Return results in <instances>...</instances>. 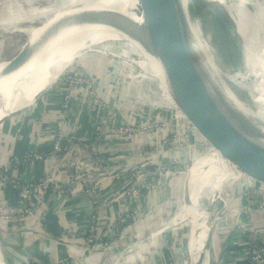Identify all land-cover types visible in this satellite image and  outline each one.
<instances>
[{
	"label": "rangeland",
	"instance_id": "obj_1",
	"mask_svg": "<svg viewBox=\"0 0 264 264\" xmlns=\"http://www.w3.org/2000/svg\"><path fill=\"white\" fill-rule=\"evenodd\" d=\"M47 1L0 0L1 51L6 49V45L11 42L15 46H8L7 50L4 51L6 55H9L19 48L25 40L27 42L29 33L18 30V26L22 23L18 24L16 21L25 19L24 12L27 13L33 7L36 8V4H43ZM244 4L241 5L244 9L239 10L232 5L230 6L227 0H223V5L207 0H189L188 11L191 17L200 25L206 38L213 37L217 40V44L212 39L207 40V42L211 46V54L218 66H222L225 71L230 69L232 72H239L244 68V49L235 45L230 46L232 49L229 47L230 53L234 58L236 57L237 65H235L228 47L225 46L224 49H221L218 44L221 42L225 44L226 41L233 40V35L236 33L235 25H237L239 18L247 23L249 18L255 21L260 17V10H258L257 5L249 2L255 9V13H251L247 11ZM223 6L231 8V10H224ZM46 19L40 18L29 28L41 25ZM255 22H257L255 25L247 23V25L243 24L242 27L249 39L247 36H241L238 44H243L247 50H252L258 45L261 46L259 42L263 41L262 24L257 20ZM251 26H253V31L250 29ZM259 33H261L262 39ZM250 35L254 36L256 44L250 42ZM113 40L115 39H106L94 43L87 51L76 56L72 63L58 75L52 85L37 94L31 103L32 106L30 105L31 107L29 106L18 113L20 122L21 119H24H20L21 115L26 112H34L36 102L43 99L50 90H54L56 86L59 88L65 86L68 89L65 81L62 80L67 76L65 73L73 71V73H77L89 81L90 87L86 91L91 95L92 112H97L95 119H93V121L95 120L93 129L98 126L99 133L106 132V135L108 133V136L99 140L98 148L93 150L87 151L74 145L70 150L71 152L69 151L70 153L65 155L62 168L63 177H68L72 186L78 187L84 184L92 188L96 187L98 196L101 197L99 198L100 202L110 216L102 228L101 237L100 234L97 236L96 232V237L92 235L94 232L91 226L94 225V222L90 216L88 218L87 214L84 228L66 227L64 232L58 233L61 239H55L56 243L50 239L51 233L55 232L49 230L51 228L48 220H40L39 223L37 222L38 231L33 232L32 237L34 239H46L45 241H49L48 243H52V245L54 243L57 251L43 256V253H48L47 248L50 250L48 245H45L44 248L34 250L33 255L25 254L29 261L31 256L34 258L33 263L30 261L31 264H52L49 260L50 257L56 258L57 264H138L134 262L137 259H145L144 264H187L189 262V250L190 255H192V249L195 247L193 244L195 239L193 242L189 241V220H186L185 217L183 221L175 219L179 233V238L176 240L172 239L166 224L168 215L173 210V205L177 208L179 204L190 198L185 197L187 191H190L191 195L194 194L193 181L191 182L187 177L191 176V172L195 170L196 163L191 167L186 163V128L174 114V103L164 92L163 87L160 90L161 93L162 91L165 93L168 102L160 98V93L156 90L153 82L148 81L133 66L129 57L124 56L125 51ZM136 44L139 45L137 42ZM27 48L29 47L26 46ZM77 63L86 71L83 72L75 67L74 65ZM227 77L230 79V76L226 74ZM232 78L226 81V84L231 86L235 95L242 101L249 103L248 94L241 85L238 74L233 75ZM85 85L84 83L83 86ZM13 113L14 115L3 121L5 125L3 124L4 128L2 127L0 130V136L6 133L5 131L9 126L12 127L16 124L13 121L17 114ZM5 116L3 115V117ZM3 117H0V120ZM256 121L264 124L261 120ZM99 137L100 134H98ZM201 138L208 143L202 136ZM131 141L132 143H130ZM112 145H115L113 149ZM208 148L216 157V162L219 165L226 159L214 147L208 146ZM217 163L211 164L212 169L209 172H216L217 166H219ZM158 165L162 169L160 173L158 172L160 170L157 169ZM167 171L176 172V174L170 175ZM164 173L166 176L163 175ZM169 176H173L170 179V190L167 184L169 183V179H167ZM203 176L206 178V175ZM249 176L248 174L244 175V177ZM157 178L161 183L157 185V195H154L153 190L148 189L147 182H155ZM186 185H188L187 188ZM177 186V195L180 194L177 196L178 199L173 195V189ZM111 187L115 188L112 196L109 194L100 195L101 189L107 191ZM214 196L212 202L210 201L207 205L210 213L209 218L205 220V222L210 221L211 227L208 233L211 241V233L214 230L220 228L219 232L223 234L229 227L228 224L234 218V211L239 209V202H241L238 198L231 199L221 195L217 199L218 194ZM201 198L199 199V195H197L194 204L201 201ZM174 199L177 202L174 203ZM163 220L165 221L163 222ZM33 225H36V222ZM193 226L195 231L192 236L194 237L198 226L197 224ZM27 230L25 227H19L13 232ZM2 231L12 232L10 228H5ZM23 239L25 243L30 241V234L27 233ZM88 244L92 248L86 250ZM66 250H68V254L65 253ZM134 251L137 253H134L132 258L131 254ZM176 251L181 252L186 259L183 260L179 254V257L176 256ZM197 253L199 254V248ZM21 255H24L22 251H18V256L23 258ZM41 255L47 258V261L43 260L42 257L40 258ZM206 259L203 261L207 264L209 259ZM20 264L24 263L20 262Z\"/></svg>",
	"mask_w": 264,
	"mask_h": 264
},
{
	"label": "water",
	"instance_id": "obj_2",
	"mask_svg": "<svg viewBox=\"0 0 264 264\" xmlns=\"http://www.w3.org/2000/svg\"><path fill=\"white\" fill-rule=\"evenodd\" d=\"M137 1L136 13L141 16V23H136L120 11L101 7L86 8L67 20L77 24L107 26L119 32L120 37L113 38L115 39L113 41L125 51L124 56H128L133 66L148 81L153 82L160 93V98L168 102L165 93L170 97L175 106L174 114L186 128L188 166L191 167L197 163L199 175H206V178L201 181L205 186L198 193L213 192L231 199L264 203V124L240 113L238 107L232 105L233 100L227 99L222 90L218 91L211 87L210 77L204 76L206 70L201 65L200 56L192 50L194 39L190 20L194 21V19L188 11L189 3L185 5L184 0ZM58 3L60 2L48 0L43 4H36L35 7L56 9ZM45 14L47 13L38 11L35 14H24L27 16L25 19L16 21L18 24L22 23L18 26V30L27 32V28ZM204 42L211 54V46L206 39ZM25 43L26 40L9 55H6L4 51L8 46H15L13 43L10 42L6 45V49L0 50V78L10 74L24 61L23 56L28 51ZM211 56L215 59L212 54ZM168 60L188 63L187 71L189 72L178 70L179 68L168 64ZM74 66L83 72L86 71L79 63ZM162 86L165 93L163 91L161 93ZM230 92L232 96H235L233 89H230ZM6 118L0 120V125ZM217 133L224 135L215 136ZM201 136L208 143L203 141ZM7 137L9 135L5 133L0 136V139ZM208 146L214 147L221 155L234 162L238 169L250 175V178L231 172H207L211 164L217 163ZM217 167L220 169V166ZM190 196H192L190 191H187L185 197ZM103 208L104 205L101 204L102 215L106 211ZM238 208L234 211L236 217L245 213L253 218L264 219V208L246 203L240 204ZM175 213L176 208L173 205L167 223V229L171 232L173 240L179 238L175 226ZM238 220L239 218L230 229V235L234 227L242 226ZM243 228L252 231L245 226ZM1 230L5 229L0 227ZM178 253L183 260L186 259L181 252ZM0 255L3 263L8 264L1 244Z\"/></svg>",
	"mask_w": 264,
	"mask_h": 264
},
{
	"label": "bare ground",
	"instance_id": "obj_3",
	"mask_svg": "<svg viewBox=\"0 0 264 264\" xmlns=\"http://www.w3.org/2000/svg\"><path fill=\"white\" fill-rule=\"evenodd\" d=\"M55 1L60 2L58 3V7L56 9H49L47 7H33V9L27 11V13L24 12L26 15L28 13L35 14L36 11L39 13L44 12L47 14H45L42 18L47 19L46 21L44 20L45 22L43 21L41 25L28 29L27 32L29 33V37L26 42V46L29 48H27V54L23 56L24 61L10 74L0 78V117H3V115H6L5 117L11 116L14 114L13 112L18 114L23 109L29 107L35 100L37 94L52 85L58 78V75H60V73L72 63L73 59L79 54L87 51V49L90 48L92 44L99 43L102 40L120 37L119 32L115 31L111 27L88 23L77 24L73 21L67 20L69 17L76 15L86 8L101 7L120 11L132 18L134 21H136V23H141L142 21L141 16L136 13L138 9L137 0ZM207 1L215 3L218 2L223 5V0ZM227 2L230 6L232 5L239 10L244 9L241 5L245 3L244 6L246 7L247 11L251 13H255V9L249 4V2H253L255 5H257L258 10H260V17L256 20L262 24L261 28L263 27L264 30L263 0H227ZM188 3L189 0H184L185 5ZM223 9H227L228 11L231 10V8H225L224 6ZM255 21L252 20V18H249L247 23H252L255 25L257 23ZM247 23H244V21L239 18L237 25H235L236 33L233 35L234 42L231 40L226 41L225 44L222 42L218 44L221 49H224L225 46L228 47L229 53L230 46L232 47L235 45L244 49V68L239 70V72H232L230 69H227L226 72L222 66H218L217 61L212 58L204 42L205 39L208 41L212 39V41L217 44V40L215 38L213 39V37L206 38L204 31L199 26V24L190 20L194 39L192 50L200 56L199 58L202 61L201 65L204 67V70H206L204 76L208 75L210 77L212 85L211 87L218 89V91L222 90L223 95L227 99L230 101L233 100V102H231L232 105H236L240 113L242 112V114L247 115L252 119L261 120L264 122V37L263 41L261 40L262 42H259L261 46H255L252 50H247V47H245L243 44H238L241 36H247L249 39V36L244 33L246 31H243L242 29L243 24L247 25ZM250 29L253 31V26H251ZM259 36H261V33H259ZM250 37V42L256 44V39L253 38L254 36L250 35ZM260 38L262 39V36ZM235 59L236 57H233L234 64L237 65ZM167 62L168 64L179 68L178 70L189 72L187 71L188 63L178 60H175V62L168 60ZM222 70L225 74L222 72ZM226 74L230 76V79L233 75L236 76L238 74V79H240L241 85L248 94V100H250L249 103L242 101L241 98L236 95L232 96V93L230 92L231 86L226 84V81L230 80L229 77L226 78ZM223 135L224 134L222 133H217L215 136ZM210 153L212 154V152ZM219 166L220 169L217 167L216 172L223 171L231 172L238 176L245 175L243 171L238 169L234 162H231L227 158L221 162ZM195 167V170L193 169L194 171L191 172L194 194L178 205L176 208L175 219L183 221L185 217L186 220H189V241L193 242L195 239L193 242L195 247L192 249V255H190L189 250V262L187 264H206L204 261L206 258H208L207 253L210 243V234L208 232L211 227L209 223L210 221L205 222V220L209 218L210 213L207 205L210 201L212 202V200L215 198L214 195L217 193H198L205 186L203 183H201L205 177L203 175H199L197 163L195 164ZM211 169L212 167H209L207 172H209ZM187 179L190 180V177L188 176ZM187 186L188 185H186V188ZM196 189L198 191H195ZM195 195L196 197L199 195V199L202 197L201 201H198L196 204H194V200L196 198ZM220 196L221 194H218L217 199ZM188 212L189 214H187ZM194 224H197L198 228H196L195 236L193 237L192 235L195 231L193 226ZM198 248L199 254L197 253ZM0 264H4L2 257L0 258Z\"/></svg>",
	"mask_w": 264,
	"mask_h": 264
},
{
	"label": "crops",
	"instance_id": "obj_4",
	"mask_svg": "<svg viewBox=\"0 0 264 264\" xmlns=\"http://www.w3.org/2000/svg\"><path fill=\"white\" fill-rule=\"evenodd\" d=\"M60 91V88L57 86L54 88V90H50L43 99L36 102V109L34 112H26L25 114L21 115L20 119H24H21L20 122L18 120L19 114H17L16 119L13 121V123L15 122L16 124L12 127L9 126L5 131L9 137L0 139L1 162L6 161L10 156H19L28 151L47 153L52 141L54 124L60 120L63 122V130L65 133H78L85 135L86 137H91L93 135V125L95 122L93 119H95V114H97V112H92V101L90 98L91 95L88 94L84 88H79L76 90L74 92V97L71 100L68 114L60 119ZM3 124L4 123L0 125V130H2V127L4 128L5 124ZM130 143H132V141ZM115 145H112V149ZM62 160L63 159H61L59 156H49L43 160L33 158L25 165L15 166L11 172L14 177L22 181L29 179H39L40 177L45 176L47 172L53 168L57 167L58 170L62 171ZM189 177L190 181L192 182V176ZM64 179H67V177H64ZM114 189V187L107 189V191L105 189H101L99 193L100 195L109 194L112 196ZM177 193L178 186L173 189V195L176 196V199H178L177 196H180V194L177 195ZM46 197L47 199L44 204L46 216L44 219L48 220L50 223L49 227L51 229L49 230L55 232L51 233L50 239L52 241L59 239L60 237H58V233L64 232L66 227H80L81 229L82 227H85L84 223L87 213V200L82 193H74L66 197H59L50 193ZM16 198L17 190L15 187L10 185L3 186L0 184V204H4L7 208L15 207L17 203ZM176 199H174V203L177 202ZM103 209L106 211L103 213V215L99 212L98 219L97 232L100 234V237L102 228L104 227L105 223H107L106 220L110 219L107 209L105 207ZM169 216L170 215H168L167 223ZM238 218L240 223H248L250 220L254 230L260 235L261 241L264 242V219H260L258 217L253 218L245 213L240 214V217L234 216V218L228 224L229 227L223 234L219 232L220 228L218 230H214L212 233V241L210 240L211 242L208 249V264L245 263L242 255L245 249L243 236L236 229H233L231 235L229 233L230 229L235 225L234 222ZM31 220L32 218L30 217L24 220L3 222L7 228H10V231L12 232L13 230L19 229V227H29L31 225V228L28 229L29 231L27 230L15 233L2 230L0 231V238L3 237L1 238L0 242L1 249L8 264H20V262H23L24 264L33 263L34 258H32V256L30 257V263L29 258L27 259L25 254L33 255L32 253L34 250L44 248L45 245H48L50 250L47 248L48 253H43V256L49 253L51 254L53 251H57L55 250L56 246H54V243L52 245V243H48L49 241H45L46 239H34V237H32L31 234L35 231H38L37 229L39 228V225L38 227L37 225L33 226V224L30 223ZM27 233L30 234L31 239L25 243L23 238ZM18 251H22L24 255L21 256L23 258L18 256ZM66 252L68 254V250H66L65 253ZM177 252L178 251H176V256L179 257V253ZM134 253H137V251H134L133 254H131L132 258ZM43 256L41 255L40 258L42 257L43 260L47 261V258ZM49 260L52 264H57L56 258L50 257ZM145 261V259H137L134 262H137L138 264H144Z\"/></svg>",
	"mask_w": 264,
	"mask_h": 264
},
{
	"label": "built area",
	"instance_id": "obj_5",
	"mask_svg": "<svg viewBox=\"0 0 264 264\" xmlns=\"http://www.w3.org/2000/svg\"><path fill=\"white\" fill-rule=\"evenodd\" d=\"M65 74L67 76L62 81H65L68 89L64 85L63 88H60V119L68 114L70 110L71 100L74 97V92L77 90V88L79 87L87 90L90 87L89 81L85 78H82L79 74L73 73V71H68ZM84 83L86 84L85 86H83ZM98 134H100L99 138ZM106 136H108V133L106 135V132L99 133L98 126L95 127L94 135H92L91 137H86L85 135L78 133H65L63 130V122H61L60 120L56 122V124H54L52 141L47 153H42L39 151H28L19 156H10L4 162L0 161V184L3 186H13L17 190V203L15 207L7 208L4 204H0V227H2L3 229L7 228L3 223L5 221L24 220L30 217L32 218L30 222L31 224H34V222L39 223V221L43 220L46 216L44 204L47 199L46 196L50 193L59 197H65L69 194L74 193H82L87 200L86 214L88 218L90 216L91 220H93L92 222H94V225L91 226V229L94 232V234L92 235L96 237L97 234L98 236V219L101 205L99 198L101 197L98 196L96 187L92 188L84 184L78 187L72 186V184L70 183V179L68 177L67 179H64L63 172L58 170L57 167L47 172L45 176L40 177L39 179H29L26 181H22L14 177L11 171L15 166L25 165L33 158L43 160L44 158L49 156L61 157V159H63L62 165L64 166L65 155L71 152L70 150L74 147V145L80 146L87 151L93 150L94 148H98L99 140L102 137ZM157 169L160 170L158 171L159 173L162 172V169L159 165ZM167 172L170 175L176 174V172ZM163 175L166 176V173H164ZM172 177H167V179H169V183H167L168 187L170 185V179ZM160 183L161 182L157 178L155 182H147V187L148 189L153 190L154 195H157V185ZM164 185H166L165 182ZM165 196L166 194L164 195V198ZM240 200L241 202H239V204L246 203L247 205H254L258 208H264V203L255 202L253 200ZM164 221L165 220H163V222ZM38 223L36 225H38ZM243 226L252 229V231L245 230ZM25 228L30 229L31 225ZM234 229L239 231L243 236V242L245 244V249L242 254L245 260L244 264H263L264 242L261 241L260 235L255 232L251 221L249 220L248 223H242V226H236ZM54 242L56 243V240H54ZM91 248L92 246L90 244L86 246V250H89Z\"/></svg>",
	"mask_w": 264,
	"mask_h": 264
}]
</instances>
